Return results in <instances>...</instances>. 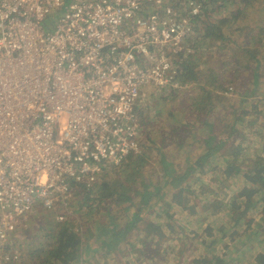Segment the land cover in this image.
Wrapping results in <instances>:
<instances>
[{
    "label": "trees",
    "instance_id": "1",
    "mask_svg": "<svg viewBox=\"0 0 264 264\" xmlns=\"http://www.w3.org/2000/svg\"><path fill=\"white\" fill-rule=\"evenodd\" d=\"M183 4L175 11L192 36L174 66L187 87L143 97L154 116L140 97L138 152L103 168L93 185L69 181V215L43 214L39 243L24 252L18 241L20 256L7 264H79L94 253L96 264H169L190 243L198 250L183 264H264V155L252 156L243 133L264 128V0ZM172 141L179 163L165 152ZM82 208L84 231L75 217Z\"/></svg>",
    "mask_w": 264,
    "mask_h": 264
},
{
    "label": "built area",
    "instance_id": "2",
    "mask_svg": "<svg viewBox=\"0 0 264 264\" xmlns=\"http://www.w3.org/2000/svg\"><path fill=\"white\" fill-rule=\"evenodd\" d=\"M191 36L166 0H0V264L38 215H69V181L138 152L142 91L187 87Z\"/></svg>",
    "mask_w": 264,
    "mask_h": 264
},
{
    "label": "rangeland",
    "instance_id": "3",
    "mask_svg": "<svg viewBox=\"0 0 264 264\" xmlns=\"http://www.w3.org/2000/svg\"><path fill=\"white\" fill-rule=\"evenodd\" d=\"M169 1V2H168ZM181 1V2H180ZM167 3H170L171 5H175L177 4L178 2H180V6H179V9H175L177 12L181 11V12H185L184 10V0H166ZM263 87V85H262ZM165 90H168V89H164V90H159V89H156L154 87H148L146 89H144L142 91V94H141V97H142V101L140 102V105H145L147 106V110L149 112L148 115L150 116H154L155 115V110L152 108L151 104H148V100H146V98H143V97H147V95H150L151 92H163ZM231 90V88H230ZM217 93V92H216ZM219 94V93H218ZM222 94V92H221ZM224 95V94H223ZM236 94L233 93L232 96H235ZM231 96V95H230ZM179 103V100L178 102ZM144 107V106H143ZM261 108V107H260ZM253 117L254 115L252 114V121H253ZM263 116L260 117L259 119V122L260 123H264L263 122ZM260 123H257V125H261ZM258 126H254L252 125V134L251 132L249 131L250 129H246L243 133L247 136L248 140H249V144L251 145L252 147V156L254 155L253 152H259V151H262L263 152V155H264V128L262 129H259L257 128ZM264 127V126H263ZM243 130V129H242ZM172 143V147L170 150L166 149V154L169 155L171 157V159H173L176 163H179V158H178V154L177 152L175 151L176 149V143L175 142H171ZM229 184V183H228ZM227 184V185H228ZM238 184L240 185V183L238 182ZM194 186V185H193ZM219 193L220 194H217L218 196V200L222 201V197L223 196V193H221V190H219ZM212 195H216V194H212ZM200 198V197H198ZM77 206V205H76ZM85 211H83V208L81 210H78V213L76 214V218L79 220V227H81V229H83V231L85 230V226H84V223H85V219H81L82 216H83V213ZM43 214H40L38 215V217L36 219H34L33 221H31V223L28 224V228L24 231H21L19 232V235H18V241L21 243V251L24 250L27 251V249L30 247L31 249L34 248L35 246L34 245H37V243H39V240H38V233L42 232V231H35V228L37 227V224H38V221L40 220V218L42 217ZM257 214H256V218H257ZM183 219V218H182ZM185 223V221H182L181 224L183 225ZM88 224H90V221L88 222ZM41 225H42V229H46V225L45 223L42 222L41 220ZM83 227V228H82ZM94 230V229H93ZM41 237V236H40ZM38 240V241H37ZM173 244H175V242H173V240H170ZM192 243L190 244H180V246H182V249H183V254H182V251L179 249L178 251L181 252V254H176L173 256V263H169V264H183V262L185 261H189L191 258H193V256H195V253L193 251H195V247H192L191 245ZM192 249V251L190 250ZM198 250V249H197ZM175 256H176V259H175ZM83 262L82 263H79V264H96V253L94 254H89V255H84L83 258H82ZM189 259V260H188ZM118 262L119 264H122L123 263V259L122 258H119L118 259ZM26 264H29V262H27ZM156 264V263H155ZM158 264H162V263H158ZM165 264H168V262H166Z\"/></svg>",
    "mask_w": 264,
    "mask_h": 264
}]
</instances>
